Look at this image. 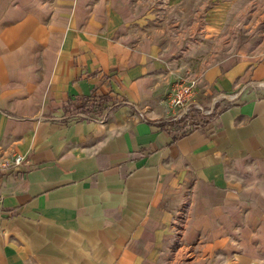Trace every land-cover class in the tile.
Here are the masks:
<instances>
[{
    "label": "crops",
    "instance_id": "1",
    "mask_svg": "<svg viewBox=\"0 0 264 264\" xmlns=\"http://www.w3.org/2000/svg\"><path fill=\"white\" fill-rule=\"evenodd\" d=\"M236 6L0 0V264H264V49ZM186 76L213 115L180 135Z\"/></svg>",
    "mask_w": 264,
    "mask_h": 264
},
{
    "label": "built area",
    "instance_id": "2",
    "mask_svg": "<svg viewBox=\"0 0 264 264\" xmlns=\"http://www.w3.org/2000/svg\"><path fill=\"white\" fill-rule=\"evenodd\" d=\"M197 86V79L190 76L181 77L175 83L174 89L168 99L169 105L174 111V115L170 122L177 127L180 135L198 128L202 120L213 115L212 111L203 109L195 102ZM22 161L23 157L21 156L15 159L17 165ZM184 216L187 217L185 214Z\"/></svg>",
    "mask_w": 264,
    "mask_h": 264
},
{
    "label": "rangeland",
    "instance_id": "3",
    "mask_svg": "<svg viewBox=\"0 0 264 264\" xmlns=\"http://www.w3.org/2000/svg\"><path fill=\"white\" fill-rule=\"evenodd\" d=\"M264 0H250L251 6L250 9L243 10L242 6H236L234 11L235 15V26L229 27L233 29L234 32L238 35L240 33H249L254 35V38L250 42L251 46L254 48H259L260 50L264 49V7H260ZM226 28V27H225ZM237 40V39H236ZM239 42H220L217 44V47L226 48V46L232 47L237 46ZM243 44V43H241ZM83 113V112H79ZM190 209V203H186L182 210L188 213ZM190 217H185L184 214L177 218V226H181L188 223ZM182 227V226H181ZM181 235V231H177V236Z\"/></svg>",
    "mask_w": 264,
    "mask_h": 264
},
{
    "label": "trees",
    "instance_id": "4",
    "mask_svg": "<svg viewBox=\"0 0 264 264\" xmlns=\"http://www.w3.org/2000/svg\"><path fill=\"white\" fill-rule=\"evenodd\" d=\"M71 112H83L89 115L103 114L107 109L104 99H90L89 97H81L73 101L71 104Z\"/></svg>",
    "mask_w": 264,
    "mask_h": 264
}]
</instances>
